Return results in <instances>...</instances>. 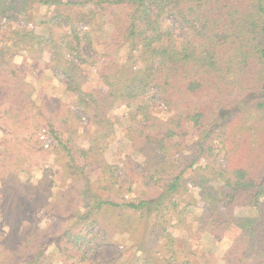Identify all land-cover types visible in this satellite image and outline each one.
Here are the masks:
<instances>
[{
    "label": "trees",
    "instance_id": "1",
    "mask_svg": "<svg viewBox=\"0 0 264 264\" xmlns=\"http://www.w3.org/2000/svg\"><path fill=\"white\" fill-rule=\"evenodd\" d=\"M41 5L81 9V22H90L103 9H126L122 17L110 22L114 47L98 71L103 87L87 89L89 76L82 66L88 61L85 47L93 49L92 34L80 31L68 20L65 39L57 38L54 32L46 35L20 26L3 33L1 83L19 93L5 98L14 107L20 106L25 116L35 111L46 117L45 110L43 114L42 109H35L31 99L28 101V96H21L24 92L33 95V85L9 66L12 51H27L37 59L48 52L54 69L63 76L71 106L85 119L61 101L53 105L57 107L48 116L50 127L46 131L65 151L69 170L85 176L87 166L99 169L106 180V190L119 182L118 166L107 161L106 153L117 140L119 119L115 112L120 106L135 109L133 114L137 115V123L124 130L131 148L149 160L166 162L165 168L174 162L180 140L188 134V123L203 135L198 158L204 151L203 141L218 131L225 141L226 162L212 168L211 174L201 176L198 196L188 201V207L202 208L195 217L197 235L208 233L217 239H230L224 264H264V0H0V16L30 18L34 8ZM169 17L177 24L168 22ZM54 19L59 18L56 15ZM123 50L126 57L116 59L115 54ZM152 89L157 90L168 117L154 114L152 103L148 102ZM16 97L23 99L16 101ZM58 119L71 122L68 138L53 128ZM85 127H90V135L82 131ZM80 136H87L88 143L87 148L77 149L84 165L78 164L73 144ZM194 163L196 159L185 167ZM148 168L143 174L147 178L154 171ZM182 176L183 171L173 172L151 196L126 199L123 203L89 194L85 211L76 222L67 225L59 238L60 253L66 260L74 259L73 264H121L116 259L95 263L86 254L89 244L102 233L101 228L92 232L99 222L97 215L120 208L146 218L155 212L151 220H156L162 211L177 206L175 198L184 192ZM87 181L91 183L89 178ZM14 194L17 207L0 210L28 221L33 215L27 204L29 196L15 191ZM145 242L137 249L146 251ZM22 243L19 238L15 241L5 237L0 244V264L44 262V244L39 243L41 247L32 255L24 256L20 252ZM123 264L161 263L145 255Z\"/></svg>",
    "mask_w": 264,
    "mask_h": 264
},
{
    "label": "rangeland",
    "instance_id": "2",
    "mask_svg": "<svg viewBox=\"0 0 264 264\" xmlns=\"http://www.w3.org/2000/svg\"><path fill=\"white\" fill-rule=\"evenodd\" d=\"M125 11L126 9L121 8L103 9L102 13L90 22H81V9L36 6L30 18L0 16V41L3 33L15 26L36 29L46 35L54 32L57 38H63L69 31L66 29L67 21L71 20L80 31H90L92 34L93 49L84 46L88 61L82 67L87 70L89 76L87 89L99 88L103 87V84L98 71L108 51L114 47V30L110 22L122 17ZM56 15L59 19H54ZM168 22L177 24L174 18L170 17ZM10 53L12 66H9V69H15L23 80L34 87L33 95L24 92L21 96H28V101L31 99L35 109H42L43 114L45 110L47 115L41 117L40 113L33 111L25 116L20 106L14 107V103L5 98L19 93L12 88H6L0 78V209L7 206L8 209L11 207L12 211L17 207L15 191L24 197L29 196L27 204L33 214L28 221H22L21 218L12 215L10 217L4 214V210H0V244L4 242L5 237L15 241L19 238L20 242H23L21 255L30 256L41 247L39 243H42L45 250L42 264H73L74 259L66 260L60 253L58 241L67 225L76 222L85 211L87 203L90 202L89 194L96 193L104 199L123 203L126 199L151 196L158 191L163 181L167 183L173 172L183 171L181 183L184 192L175 198V208L162 211L156 220H151L155 217V212L147 218L120 208L101 212L97 215L99 222L95 223L92 232L101 228L102 233L98 240L89 244L86 254L95 263L116 259L123 264L130 262V259L136 260L147 255L156 258L161 264H170V260L171 264H224L223 256L231 245L230 239H217L208 233L197 235L195 217L201 213L202 208L188 207V201L198 196L201 176L211 174L212 168L217 169L226 162L225 141L218 131L207 141H203L204 151L202 157L198 158V154H201L199 142L203 135L199 128L188 123V134L180 140L181 147L178 149L181 156L177 152L174 153V162H169L170 166L165 168L166 162L152 158L149 160L131 148L124 130L137 123V115H134L135 109L129 110L126 106H120L115 112L119 119L117 140L106 153L107 161L118 166L119 182L106 190V180L102 179L99 169L93 170L87 166L85 176L69 170V159L65 151L52 134L46 131L50 127L48 116L57 107L53 105L61 101H65L66 106H70L85 119L81 112L71 106L72 102L65 92L63 76L54 69L49 53L45 52L41 59L35 58L27 51ZM125 57V50L121 54H115L116 59ZM20 98L23 99L16 97L15 100ZM148 102L152 103L155 115L168 117L156 89H152ZM135 105L136 103L132 104ZM63 112L65 116L68 115L65 114L66 110ZM84 122L86 123V120ZM69 123L71 122L58 119L53 128L59 130L64 138H68L71 134L68 130ZM82 131L88 132V135L91 133L90 127H85ZM80 137L78 138L81 141L76 138L73 144L77 151L78 164L84 165L85 160L78 157L79 150L87 148L88 143L85 142L87 136ZM177 158H182V161L177 163ZM194 159L196 163L192 167H185ZM148 167L154 170L150 173L152 175H146L149 178L143 175ZM65 209L68 211H64ZM163 215L166 216L163 218ZM29 239L33 241L30 244ZM144 242L147 244V250L142 252L137 247ZM172 255L174 257L171 259Z\"/></svg>",
    "mask_w": 264,
    "mask_h": 264
}]
</instances>
